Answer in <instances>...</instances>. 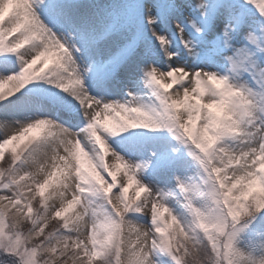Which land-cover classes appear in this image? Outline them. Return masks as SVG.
<instances>
[{
  "label": "rangeland",
  "instance_id": "374dc122",
  "mask_svg": "<svg viewBox=\"0 0 264 264\" xmlns=\"http://www.w3.org/2000/svg\"><path fill=\"white\" fill-rule=\"evenodd\" d=\"M236 1L0 0V264H264V0Z\"/></svg>",
  "mask_w": 264,
  "mask_h": 264
},
{
  "label": "bare ground",
  "instance_id": "6f19581e",
  "mask_svg": "<svg viewBox=\"0 0 264 264\" xmlns=\"http://www.w3.org/2000/svg\"><path fill=\"white\" fill-rule=\"evenodd\" d=\"M192 97H193V99H192L193 101H192V102H194V103H196V100L199 99V98H198L199 96H197V95H193ZM203 102H205V101H203ZM194 103H193V104H194ZM205 103H206V102H205ZM206 104H207V103H206ZM198 106H199L198 104H195L196 109H198ZM2 110L4 111V109H1L0 111H2ZM181 115H183V114H181ZM183 116H184V115H183ZM182 119H183V117H182ZM34 150H35V147H34V146H31V148H30L29 151L27 152V153H28V154H27V157L30 156V155L34 152ZM25 156H26V155H25ZM59 191H60V190H59L58 188L55 187L54 190H53L52 192H53V193H56V196H58V198H59V196H60V197L63 196V195H61V193L59 194Z\"/></svg>",
  "mask_w": 264,
  "mask_h": 264
}]
</instances>
